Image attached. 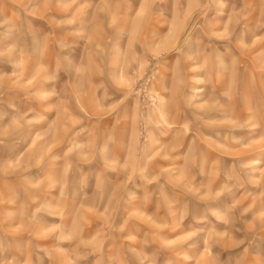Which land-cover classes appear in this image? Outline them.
<instances>
[{
    "label": "rangeland",
    "instance_id": "rangeland-1",
    "mask_svg": "<svg viewBox=\"0 0 264 264\" xmlns=\"http://www.w3.org/2000/svg\"><path fill=\"white\" fill-rule=\"evenodd\" d=\"M0 264H264V0H0Z\"/></svg>",
    "mask_w": 264,
    "mask_h": 264
}]
</instances>
